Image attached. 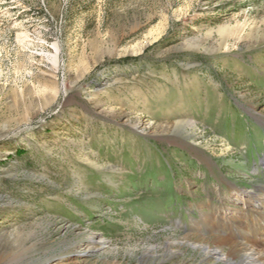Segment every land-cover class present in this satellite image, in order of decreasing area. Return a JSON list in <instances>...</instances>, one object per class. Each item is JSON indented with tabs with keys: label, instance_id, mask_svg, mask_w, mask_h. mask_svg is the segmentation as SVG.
Instances as JSON below:
<instances>
[{
	"label": "rangeland",
	"instance_id": "374dc122",
	"mask_svg": "<svg viewBox=\"0 0 264 264\" xmlns=\"http://www.w3.org/2000/svg\"><path fill=\"white\" fill-rule=\"evenodd\" d=\"M263 160L264 0H0V264H211Z\"/></svg>",
	"mask_w": 264,
	"mask_h": 264
},
{
	"label": "bare ground",
	"instance_id": "6f19581e",
	"mask_svg": "<svg viewBox=\"0 0 264 264\" xmlns=\"http://www.w3.org/2000/svg\"><path fill=\"white\" fill-rule=\"evenodd\" d=\"M256 191H237L248 204L244 210L204 216L205 230L215 235L212 244H190V235L184 237V243L202 250L211 264H264V185L257 186ZM85 249L83 254L94 248ZM167 253L176 252L172 253L169 246Z\"/></svg>",
	"mask_w": 264,
	"mask_h": 264
}]
</instances>
